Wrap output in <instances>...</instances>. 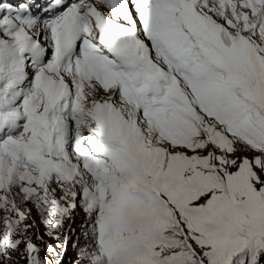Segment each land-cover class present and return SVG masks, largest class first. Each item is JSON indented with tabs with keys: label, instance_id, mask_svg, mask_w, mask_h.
<instances>
[{
	"label": "snow or ice",
	"instance_id": "obj_1",
	"mask_svg": "<svg viewBox=\"0 0 264 264\" xmlns=\"http://www.w3.org/2000/svg\"><path fill=\"white\" fill-rule=\"evenodd\" d=\"M77 210L74 264H264V0H0V264Z\"/></svg>",
	"mask_w": 264,
	"mask_h": 264
},
{
	"label": "rangeland",
	"instance_id": "obj_2",
	"mask_svg": "<svg viewBox=\"0 0 264 264\" xmlns=\"http://www.w3.org/2000/svg\"><path fill=\"white\" fill-rule=\"evenodd\" d=\"M33 218L38 219L35 212L33 213ZM84 220H85V217H84L83 211L77 210L75 215L69 221V224L71 225V228L73 231L68 233V235L70 236L71 242L68 246V254L64 258V264H74L73 257L76 254L75 245L78 242H82L80 240V232H81V227L84 224ZM41 230L43 231L42 225H41ZM50 242L55 244V241L50 240Z\"/></svg>",
	"mask_w": 264,
	"mask_h": 264
}]
</instances>
